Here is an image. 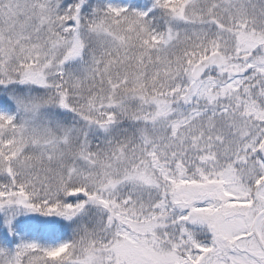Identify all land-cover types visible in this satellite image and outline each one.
<instances>
[{
    "label": "snow or ice",
    "instance_id": "6c2138e0",
    "mask_svg": "<svg viewBox=\"0 0 264 264\" xmlns=\"http://www.w3.org/2000/svg\"><path fill=\"white\" fill-rule=\"evenodd\" d=\"M0 264H264V0H0Z\"/></svg>",
    "mask_w": 264,
    "mask_h": 264
}]
</instances>
